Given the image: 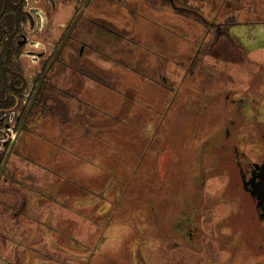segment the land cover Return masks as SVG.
Returning <instances> with one entry per match:
<instances>
[{"label": "rangeland", "instance_id": "1", "mask_svg": "<svg viewBox=\"0 0 264 264\" xmlns=\"http://www.w3.org/2000/svg\"><path fill=\"white\" fill-rule=\"evenodd\" d=\"M98 1L133 38L90 24L97 50L62 51L6 168L0 264H264L232 152L263 149L264 0Z\"/></svg>", "mask_w": 264, "mask_h": 264}, {"label": "flooded vegetation", "instance_id": "2", "mask_svg": "<svg viewBox=\"0 0 264 264\" xmlns=\"http://www.w3.org/2000/svg\"><path fill=\"white\" fill-rule=\"evenodd\" d=\"M96 1L98 0H0V209L2 206L3 209H6L5 206H10V201L7 204L5 200L1 202L3 196H10L1 186L15 181L12 173L9 174L6 168L9 166L10 159L14 158L17 151L15 147L21 143L22 136L30 133L27 125L33 124V114L41 113L42 115L45 112L38 113V110L43 109V105L46 103V98L45 100L40 99L43 86L55 65L60 62L62 51L66 45L71 42L75 47L77 44L78 59L83 58L85 49H89V47L97 50V46L86 41V36L89 33H95V29L90 28V24L96 25L97 23L100 24L104 34L119 36L120 39L133 38L126 28L117 29L109 26L111 24L106 19L98 16ZM113 1L128 3V0H102L101 2L111 4ZM147 1L152 7L160 5L164 8L169 6L175 9L176 3L184 6L185 3L189 4L190 0ZM55 9H58L56 12L58 16L59 13H64L66 18H69V20L67 19L69 24L63 37L51 52L49 50L51 45L38 40V37H41L43 32L48 29L50 18L48 13ZM75 21H77L76 27L54 60L60 45L64 42ZM102 22H107V24H102ZM82 23L85 25L78 31ZM25 57L29 58L30 63L35 67L23 65ZM75 68L78 70L76 66ZM231 123L234 124V121ZM260 128L254 129L263 145V149L258 155L247 156L244 152H240L235 145L232 152L242 190L249 195L254 203L253 213L258 219L259 225L262 226L264 243V130ZM225 137L226 139L230 138V130H226ZM18 210L20 209L12 212L13 218L16 217Z\"/></svg>", "mask_w": 264, "mask_h": 264}, {"label": "water", "instance_id": "3", "mask_svg": "<svg viewBox=\"0 0 264 264\" xmlns=\"http://www.w3.org/2000/svg\"><path fill=\"white\" fill-rule=\"evenodd\" d=\"M77 21H78V19H77ZM77 21H75V22L73 23V25L71 26V28H70V30H69V32H68V35H67L66 38L64 39V42L60 45V47H59V49H58V51H57V53H56V55H55V57H54V60H55L56 57L58 56L59 52L63 49V47H64L65 43L67 42V40L69 39V37H70L72 31L74 30V28H75L76 25H77ZM53 62H54V61H53Z\"/></svg>", "mask_w": 264, "mask_h": 264}]
</instances>
